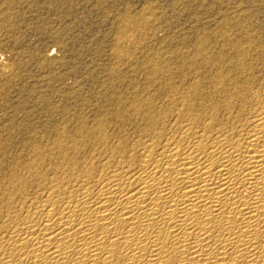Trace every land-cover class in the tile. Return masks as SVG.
Listing matches in <instances>:
<instances>
[{
  "label": "bare ground",
  "instance_id": "obj_1",
  "mask_svg": "<svg viewBox=\"0 0 264 264\" xmlns=\"http://www.w3.org/2000/svg\"><path fill=\"white\" fill-rule=\"evenodd\" d=\"M122 25L129 38L146 22ZM253 40L206 54L216 41L197 35L190 51L114 54L138 62L144 82L99 85L89 101L62 91L37 123L1 102L0 264H264V53Z\"/></svg>",
  "mask_w": 264,
  "mask_h": 264
},
{
  "label": "rangeland",
  "instance_id": "obj_2",
  "mask_svg": "<svg viewBox=\"0 0 264 264\" xmlns=\"http://www.w3.org/2000/svg\"><path fill=\"white\" fill-rule=\"evenodd\" d=\"M9 1L0 0V64L10 66L8 82L0 81V103L8 108L24 104L32 112L31 123L43 120L39 114L58 102L62 91L79 90L89 101L99 85L126 76L144 82L138 62L115 64L114 54L190 51L189 41L197 35L216 41L206 54H219L232 47L223 40L245 35L254 39L248 47L252 53H264V0ZM126 16L146 26L121 37ZM124 39L130 43L117 52Z\"/></svg>",
  "mask_w": 264,
  "mask_h": 264
}]
</instances>
